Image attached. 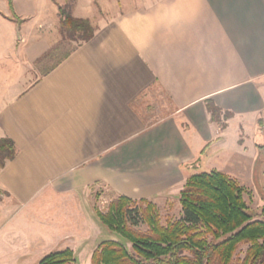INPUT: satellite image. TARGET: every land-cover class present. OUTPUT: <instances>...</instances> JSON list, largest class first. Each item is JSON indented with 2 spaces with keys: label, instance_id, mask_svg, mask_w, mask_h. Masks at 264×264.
I'll list each match as a JSON object with an SVG mask.
<instances>
[{
  "label": "crops",
  "instance_id": "0c3cea01",
  "mask_svg": "<svg viewBox=\"0 0 264 264\" xmlns=\"http://www.w3.org/2000/svg\"><path fill=\"white\" fill-rule=\"evenodd\" d=\"M33 2L0 0V140L14 147L0 167V264L91 258L97 191L158 206L191 173L234 178L228 166L262 162L264 0H110L55 64L58 7ZM94 5L75 0L71 15L94 21ZM208 103L231 115L223 128Z\"/></svg>",
  "mask_w": 264,
  "mask_h": 264
},
{
  "label": "trees",
  "instance_id": "16d2710c",
  "mask_svg": "<svg viewBox=\"0 0 264 264\" xmlns=\"http://www.w3.org/2000/svg\"><path fill=\"white\" fill-rule=\"evenodd\" d=\"M60 33L87 42L94 34L88 20L75 19L71 9L58 8ZM211 120L220 111L207 104ZM231 117L226 113L224 120ZM262 122H259L261 125ZM264 152V143L258 146ZM14 157L10 140H0V167ZM245 189L226 174L211 170L191 175L179 193L181 218L161 224L157 207L148 200L116 197L105 214L96 210L112 239L100 241L90 264H264V205L255 219L244 200ZM139 223L145 231L137 228ZM246 246L242 259L235 255ZM69 249L51 252L37 264H74Z\"/></svg>",
  "mask_w": 264,
  "mask_h": 264
},
{
  "label": "rangeland",
  "instance_id": "374dc122",
  "mask_svg": "<svg viewBox=\"0 0 264 264\" xmlns=\"http://www.w3.org/2000/svg\"><path fill=\"white\" fill-rule=\"evenodd\" d=\"M39 0H34L37 4ZM75 0H52L53 4L56 7H60L63 10H67L68 8H72ZM94 1V9L96 10V19L94 21H89L91 27L95 29L97 25L100 23V17L106 18L108 16L109 7H107V3L110 0H93ZM24 2V0H22ZM103 5V6H102ZM56 28L58 30V35L56 37V47L52 55V63L55 64L57 61L65 57L68 53L74 50L79 44L83 43L78 41L77 39H70L64 34L60 33L59 21L56 24ZM226 113H220V121H219V129L225 126L224 116ZM259 131L264 133V130L259 125ZM245 141V138H241ZM240 140V139H239ZM238 140V141H239ZM242 140V141H243ZM233 142V143H232ZM239 143V142H238ZM238 143L237 138L230 137L227 141V150L226 153L229 154H237L238 152ZM246 144H248V140H246ZM261 161L258 162L257 165L251 164L249 169H245L242 171H238L236 169L228 166V173H232L234 179L241 187L245 189L244 200L247 205L249 213L255 218L259 219V214L262 206L264 205V152L261 154ZM230 171V172H229ZM246 171V172H245ZM202 171H196L191 173L188 177L193 174L199 173ZM220 172V171H219ZM223 173V172H222ZM225 174V173H224ZM228 176V175H227ZM186 181V180H185ZM185 184V182H184ZM182 190V189H181ZM180 193V192H179ZM115 198L110 196L107 192L101 190L97 191L92 195V201L94 205V211H99L100 213L105 214L107 212L108 206ZM156 206V205H155ZM160 215V221L162 225H165L167 222H175L180 220L181 218V205L179 203V194L176 196H171L170 199L163 200L158 206H156ZM100 224V223H99ZM137 228L141 231L146 230V226L143 223H139ZM96 243L94 246H98L100 241L110 240L113 236L100 224V228L96 227ZM98 242V243H97ZM246 246H240L238 251L236 252L235 258L242 259L244 256V252L246 250ZM74 254V253H73ZM75 256V255H74ZM87 254L84 251L80 253H76V261L74 264H90L91 258H86Z\"/></svg>",
  "mask_w": 264,
  "mask_h": 264
},
{
  "label": "built area",
  "instance_id": "2783aa9c",
  "mask_svg": "<svg viewBox=\"0 0 264 264\" xmlns=\"http://www.w3.org/2000/svg\"><path fill=\"white\" fill-rule=\"evenodd\" d=\"M260 127L264 130V121L261 123ZM4 198V194L0 191V201Z\"/></svg>",
  "mask_w": 264,
  "mask_h": 264
}]
</instances>
